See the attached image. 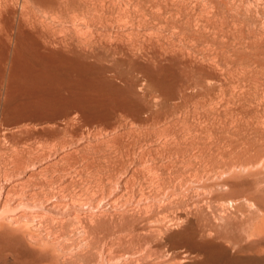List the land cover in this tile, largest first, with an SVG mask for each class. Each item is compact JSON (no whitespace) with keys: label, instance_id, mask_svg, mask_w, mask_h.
Returning <instances> with one entry per match:
<instances>
[{"label":"rangeland","instance_id":"1","mask_svg":"<svg viewBox=\"0 0 264 264\" xmlns=\"http://www.w3.org/2000/svg\"><path fill=\"white\" fill-rule=\"evenodd\" d=\"M0 264H264V0H0Z\"/></svg>","mask_w":264,"mask_h":264}]
</instances>
